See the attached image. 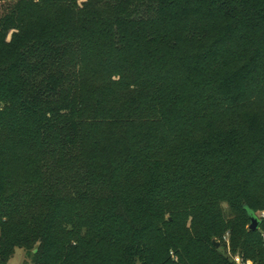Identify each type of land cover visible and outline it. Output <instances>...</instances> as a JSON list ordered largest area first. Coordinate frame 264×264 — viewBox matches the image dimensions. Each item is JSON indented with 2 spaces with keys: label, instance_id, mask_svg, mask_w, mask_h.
I'll use <instances>...</instances> for the list:
<instances>
[{
  "label": "trees",
  "instance_id": "1",
  "mask_svg": "<svg viewBox=\"0 0 264 264\" xmlns=\"http://www.w3.org/2000/svg\"><path fill=\"white\" fill-rule=\"evenodd\" d=\"M257 210L264 0H0V264H263Z\"/></svg>",
  "mask_w": 264,
  "mask_h": 264
},
{
  "label": "rangeland",
  "instance_id": "2",
  "mask_svg": "<svg viewBox=\"0 0 264 264\" xmlns=\"http://www.w3.org/2000/svg\"><path fill=\"white\" fill-rule=\"evenodd\" d=\"M10 35L8 36V38ZM257 215H264L263 210H257ZM228 214V213H227ZM226 241L228 240V234L225 235ZM227 245L229 246V242H227ZM225 255L232 261L233 258L236 256H242L241 254L237 253H232L229 247H227ZM264 257V255H263ZM251 260V259H249ZM252 261V260H251ZM7 264H32L30 259L26 256L25 252L21 249H17L15 251V254L10 258V260L7 262Z\"/></svg>",
  "mask_w": 264,
  "mask_h": 264
},
{
  "label": "water",
  "instance_id": "3",
  "mask_svg": "<svg viewBox=\"0 0 264 264\" xmlns=\"http://www.w3.org/2000/svg\"><path fill=\"white\" fill-rule=\"evenodd\" d=\"M258 225H259V221H258V217L256 215H251L250 216V225L248 227V230L249 231H255L258 229ZM212 245L215 247V248H218L219 247V242L215 241V240H212Z\"/></svg>",
  "mask_w": 264,
  "mask_h": 264
},
{
  "label": "built area",
  "instance_id": "4",
  "mask_svg": "<svg viewBox=\"0 0 264 264\" xmlns=\"http://www.w3.org/2000/svg\"><path fill=\"white\" fill-rule=\"evenodd\" d=\"M258 217L264 218V215L261 214ZM232 263L233 264H257V263H254L253 261L249 260V259L243 258L242 256H236L235 258H233Z\"/></svg>",
  "mask_w": 264,
  "mask_h": 264
}]
</instances>
